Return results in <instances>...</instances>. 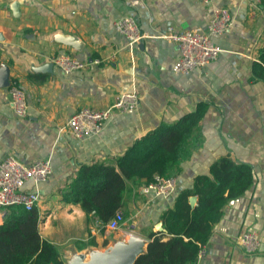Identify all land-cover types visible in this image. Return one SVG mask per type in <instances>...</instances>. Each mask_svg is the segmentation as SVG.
Wrapping results in <instances>:
<instances>
[{"label": "crops", "instance_id": "obj_1", "mask_svg": "<svg viewBox=\"0 0 264 264\" xmlns=\"http://www.w3.org/2000/svg\"><path fill=\"white\" fill-rule=\"evenodd\" d=\"M218 7L232 18L222 35L212 37L221 48L218 57L202 69L176 73L178 47L158 36L167 26L204 31ZM124 16L136 19L145 34L142 43L130 47L116 32L114 21ZM58 35L76 36L82 49L59 42ZM263 44L261 0H0V82L3 72L7 81L0 85V160L12 156L29 165L50 159V177L37 185L27 181L22 189L38 191L39 233L57 247L64 264L75 253L104 250L130 234L145 241V251L148 234L158 230L176 193L228 155L250 164L254 180L223 207L193 264H264V82L251 72ZM62 52L86 67L63 73L52 61ZM49 63L50 71L40 70ZM12 82L26 92L25 118L16 117L10 105ZM131 90L139 95L137 108L113 112L99 134L75 139L65 130L73 112L104 109ZM199 102L208 104L199 126L202 141L172 176L175 194L156 197L143 185L132 186L120 209L124 223L113 231L107 222L62 200L81 164L113 163L134 141L161 123L175 122ZM3 213L0 208V223ZM246 231L258 235L255 252L237 245Z\"/></svg>", "mask_w": 264, "mask_h": 264}, {"label": "trees", "instance_id": "obj_2", "mask_svg": "<svg viewBox=\"0 0 264 264\" xmlns=\"http://www.w3.org/2000/svg\"><path fill=\"white\" fill-rule=\"evenodd\" d=\"M264 3V0H261ZM252 77L264 82V44L251 66ZM208 104L173 123H161L130 145L113 163L81 164L62 192L64 202L79 206L89 217L106 223L125 206L132 186L147 185L155 177L176 176L180 164L201 144L199 126ZM253 168L230 155L213 161L206 173L180 189L171 207L161 214L162 230L148 234L146 250L134 264H193L207 242L226 203L252 185ZM196 198L192 205L190 197ZM37 207L12 204L0 223V264H64L57 247L42 238Z\"/></svg>", "mask_w": 264, "mask_h": 264}, {"label": "built area", "instance_id": "obj_3", "mask_svg": "<svg viewBox=\"0 0 264 264\" xmlns=\"http://www.w3.org/2000/svg\"><path fill=\"white\" fill-rule=\"evenodd\" d=\"M197 1L207 4L212 0ZM231 24L232 18L228 10L218 7L213 11L204 31L175 30L171 26H167L158 37L172 41L177 45L179 57L172 68L176 73L188 74L195 69H202L218 57L221 48L212 41V37L222 35ZM114 28L126 39L130 47L145 37L133 16H124L115 20ZM52 61L65 74L84 69L87 65L67 52L56 55ZM8 92L15 116L25 118L29 109L26 92L21 85L15 82L10 84ZM138 103L137 92L134 90L122 92L117 95L110 106L104 109L83 107L73 112L65 122V130L75 139L92 137L101 132L113 112H132L137 108ZM51 173L52 164L49 158L35 160L29 165L23 164L12 156L1 159L0 208L4 212V208L12 204L24 205L26 209L37 206L40 201L38 191H25L22 188L27 181H32L36 185L45 182ZM147 189L151 190L156 197H170L177 192V179L176 177L156 176L154 182L147 185ZM123 223L124 214L122 210L118 209L107 221L106 226L112 231L119 230ZM131 228L133 229V226ZM237 245L252 253L258 250L260 241L254 231H246L238 236ZM203 252L204 247L202 246L200 254Z\"/></svg>", "mask_w": 264, "mask_h": 264}, {"label": "water", "instance_id": "obj_4", "mask_svg": "<svg viewBox=\"0 0 264 264\" xmlns=\"http://www.w3.org/2000/svg\"><path fill=\"white\" fill-rule=\"evenodd\" d=\"M56 38L59 42L77 51H80L83 47L82 41L74 35H58ZM51 67L52 65L49 63L43 65L40 70L50 71ZM3 74L0 82L1 86H5L7 82ZM189 201L193 205L196 198L192 196ZM156 229L164 230L161 223L157 224ZM144 246L145 241L143 239L130 235L127 239L118 240L104 250L93 249L87 255L85 253H75L69 259L68 264H134L137 257L144 252Z\"/></svg>", "mask_w": 264, "mask_h": 264}]
</instances>
